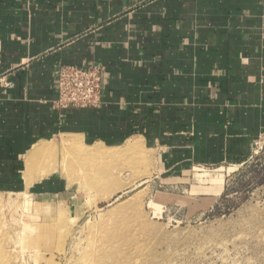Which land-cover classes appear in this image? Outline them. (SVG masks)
Segmentation results:
<instances>
[{"label":"crops","instance_id":"0c3cea01","mask_svg":"<svg viewBox=\"0 0 264 264\" xmlns=\"http://www.w3.org/2000/svg\"><path fill=\"white\" fill-rule=\"evenodd\" d=\"M93 64L99 106L58 107L59 67ZM263 135L264 0H0V190L67 198L24 161L64 137L139 143L172 174L242 164Z\"/></svg>","mask_w":264,"mask_h":264},{"label":"rangeland","instance_id":"374dc122","mask_svg":"<svg viewBox=\"0 0 264 264\" xmlns=\"http://www.w3.org/2000/svg\"><path fill=\"white\" fill-rule=\"evenodd\" d=\"M68 139L33 172L67 198L0 190V264H264V135L242 164L172 174L139 143Z\"/></svg>","mask_w":264,"mask_h":264},{"label":"built area","instance_id":"2783aa9c","mask_svg":"<svg viewBox=\"0 0 264 264\" xmlns=\"http://www.w3.org/2000/svg\"><path fill=\"white\" fill-rule=\"evenodd\" d=\"M102 67L61 66L57 72L58 99L61 108H95L100 104Z\"/></svg>","mask_w":264,"mask_h":264},{"label":"bare ground","instance_id":"6f19581e","mask_svg":"<svg viewBox=\"0 0 264 264\" xmlns=\"http://www.w3.org/2000/svg\"><path fill=\"white\" fill-rule=\"evenodd\" d=\"M68 145V148L72 149L71 148V143L67 144ZM135 145L136 143L135 142H128V144L126 145L127 146V149L128 150H133V149H136L135 148ZM139 147V146H138ZM124 148V147H123ZM47 147L44 145V143H41L37 146H35L27 155L26 159H25V172H26V176L30 177L31 174L34 172V170L37 169V160L39 159V157L41 156H45V151ZM138 150V148H137ZM97 151V150H96ZM134 151V150H133ZM88 152V151H87ZM126 152H129V151H126ZM131 152V151H130ZM96 153V152H95ZM44 154V155H43ZM93 154V153H91ZM84 155V154H83ZM82 155V156H83ZM90 155V154H89ZM96 155V154H93V156ZM102 155V154H101ZM100 155V156H101ZM97 156V155H96ZM50 172V171H49ZM28 177V178H29ZM32 181V180H31ZM27 185L30 183V182H26Z\"/></svg>","mask_w":264,"mask_h":264}]
</instances>
